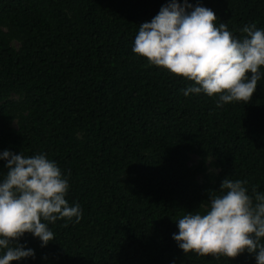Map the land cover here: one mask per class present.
Wrapping results in <instances>:
<instances>
[{
  "label": "trees",
  "instance_id": "16d2710c",
  "mask_svg": "<svg viewBox=\"0 0 264 264\" xmlns=\"http://www.w3.org/2000/svg\"><path fill=\"white\" fill-rule=\"evenodd\" d=\"M169 3L0 0V154H46L82 211L49 223L46 246L25 233L35 255L10 264H257L247 250L185 254L173 238L225 178L247 181L254 203L253 189L264 194V76L247 103L185 96L193 81L133 52L140 24ZM188 3L236 38L246 25L264 30V0Z\"/></svg>",
  "mask_w": 264,
  "mask_h": 264
},
{
  "label": "clouds",
  "instance_id": "9594fccd",
  "mask_svg": "<svg viewBox=\"0 0 264 264\" xmlns=\"http://www.w3.org/2000/svg\"><path fill=\"white\" fill-rule=\"evenodd\" d=\"M216 13L184 0H170L151 20L140 24L133 52L155 66L167 69L194 84L183 94H218L217 106L251 100L258 81L264 76V30L255 23L246 25L236 38ZM249 73L251 76L249 77ZM8 169L0 182V264L34 257L32 249L19 243L25 233L39 237L42 246L55 239L48 224L58 219L76 218L82 211L65 199L69 183L55 161L44 153L25 157L8 150L0 154ZM247 181L224 179L221 195H209L205 213H188L178 220L173 238L185 254L221 255L235 258L247 252L264 264V194H248Z\"/></svg>",
  "mask_w": 264,
  "mask_h": 264
}]
</instances>
